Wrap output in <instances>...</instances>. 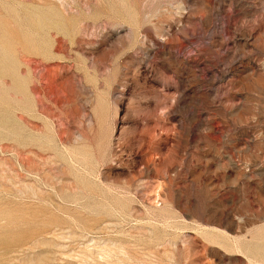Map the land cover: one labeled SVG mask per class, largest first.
<instances>
[{
    "label": "rangeland",
    "instance_id": "1",
    "mask_svg": "<svg viewBox=\"0 0 264 264\" xmlns=\"http://www.w3.org/2000/svg\"><path fill=\"white\" fill-rule=\"evenodd\" d=\"M0 264H264V0H0Z\"/></svg>",
    "mask_w": 264,
    "mask_h": 264
}]
</instances>
